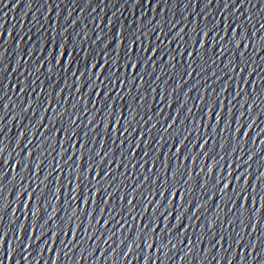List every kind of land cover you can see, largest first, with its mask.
<instances>
[{
	"label": "snow or ice",
	"instance_id": "obj_1",
	"mask_svg": "<svg viewBox=\"0 0 264 264\" xmlns=\"http://www.w3.org/2000/svg\"><path fill=\"white\" fill-rule=\"evenodd\" d=\"M170 2L180 8L179 20L173 13L171 20L163 19L154 24L153 18L136 29L122 32L116 27L109 28L107 24L108 33H96L95 40L87 48L83 41L71 37L66 28L60 29L57 13V23L49 33L37 30V40L43 42L48 54L43 63L24 68L28 76L35 75L32 80L22 72L24 78L12 84L11 77L5 76L9 66L4 63V54L0 52V134H4L3 121L10 116V108L15 111L10 122L18 121L21 125L26 116L36 117L37 112L40 113L35 123L29 120L28 125L18 132L14 163L12 156L6 154L8 135L0 137V225L9 207L13 209L12 216L17 209L26 214L25 222L16 227L15 240L8 241V231L0 227V250L5 244L8 248V255L0 258V264L13 258V244L22 251L25 264H39V261L30 262L29 257L33 251L42 257L44 249L40 242L45 237L54 245L58 242L66 256L82 246L87 250L88 241L97 237L99 228L108 229L114 220L117 224L124 222L119 229L121 233L129 221L137 229L135 232L128 230L131 239L121 260H128L133 248L139 250L143 246V257L151 264L157 259L163 264L162 258L174 264L178 261L199 264L201 259L206 264H212V261L232 264L233 260L236 264H264V171L257 168L259 174L253 180L249 162L257 153L249 154L245 160L242 147V144L247 145L251 128L242 132L243 113L236 115L232 105V101L240 98V107L247 104V111L251 113L256 105L257 80L259 85H264V63H252L264 52V36L257 38L258 33L264 31V0H255V3L253 0H157L165 8ZM3 3L4 0H0V4ZM73 3L75 7L82 5L83 12L91 7L93 0H73ZM104 3L105 0H100L95 7ZM133 3L144 6L151 0H133ZM246 4L250 5L246 9L248 12L257 9L258 30L252 15H248L246 21L240 16L233 19ZM54 7L59 9L60 3ZM217 10L220 18L214 14ZM71 15L69 11L68 19ZM189 17L192 18L191 28L188 27ZM79 19L72 21L73 28ZM197 20L199 22L194 23ZM91 22L96 24L95 20ZM166 24L170 25L167 31ZM249 25L253 29L251 32ZM120 27L124 28L123 25ZM84 40H87V33ZM250 46L253 47L251 55L248 54ZM17 48H20L19 44ZM34 51L27 53L29 59ZM17 55L20 59L13 71L21 67L20 60L23 59L21 52ZM225 57H228L226 61ZM218 62L230 73H235L232 77L237 80L235 93L229 100L224 95L228 91L226 85L219 92L213 88L209 96L208 88L212 85H208L203 90L206 95L200 97L203 102V107L199 105L201 114L194 116L188 104V93L200 85L201 80L196 79L186 91L184 85L194 77L203 78L205 83L214 78L213 84H218L224 76H218L215 70L209 72ZM157 65H160V74H156ZM168 73L171 75L159 91L147 83L160 81ZM254 74L256 78L253 80ZM173 77L177 83L169 91L168 81ZM5 80L9 82L5 84ZM241 81L245 86L251 83L252 96L241 87ZM61 84L57 91V85ZM65 88L69 89L67 96ZM9 91L17 93L15 103L9 97ZM180 92L186 99L178 103L174 117L168 122V117H162L164 109L156 103L157 97L160 103L171 109L180 100ZM70 99L73 100L71 104ZM50 109L52 115L49 117ZM181 111L185 113L183 118ZM261 115H264V109ZM234 120L237 127L233 131ZM222 121L223 129L218 132ZM208 129L212 134L230 132V135L221 142L210 143L213 137ZM193 134L195 136L190 140ZM261 134L264 129L257 133V137ZM9 165L14 173L19 169L10 178ZM198 190L200 195L207 197L203 203L196 199ZM13 191L15 204L10 205L8 196ZM214 202L218 209L223 205L227 211H218L207 217L203 210ZM50 204L71 208V213L60 217L58 209L53 207L49 215ZM29 212L31 223L27 222ZM198 214L205 215V222L197 225L199 235L194 241L187 235L184 222L191 227L193 217ZM105 215L107 219H104ZM38 226L40 232L36 235ZM158 229L161 230L158 232ZM173 233L176 234V244L172 242ZM107 240H112V235H108ZM205 241L206 249L201 247ZM185 242L181 255L180 246ZM120 243L123 244L124 240ZM225 244L228 249L234 245L242 249L239 258L236 252L231 258L225 257L222 251L213 254L217 248L224 250ZM172 252H176L179 259L170 255ZM94 254V250L88 253L89 256ZM109 257L113 264H118L114 255ZM55 258L60 259V252Z\"/></svg>",
	"mask_w": 264,
	"mask_h": 264
},
{
	"label": "water",
	"instance_id": "obj_2",
	"mask_svg": "<svg viewBox=\"0 0 264 264\" xmlns=\"http://www.w3.org/2000/svg\"><path fill=\"white\" fill-rule=\"evenodd\" d=\"M79 2V0H77ZM60 3V8L54 7L55 4ZM253 3H255V0H253ZM7 5L5 7L4 5ZM96 4H100V0H93V3L90 8L84 10L81 12V7H75L73 0H63V3H61V0H48V3H45V0H4L3 4H0V33H3V36L0 37V45L3 47H0V52L4 54V63L9 66V71L5 73V76H10L12 80V84H15L17 79H23L24 76H28L27 72H24V68L32 65L34 63H43L44 57L48 54V49L43 47V42L37 40V30L39 29L41 33H49L51 27L55 26L57 23V13H59V27L61 30L67 29L68 34L71 37H75L76 39H79L84 42V47L87 48L89 44H92L95 40L96 33L100 34H106L108 33V28L106 25H109V28H117L118 31H124L126 30H133L136 29L138 26H140L142 23H146L147 20L155 19L153 23L155 24L158 21H163L165 19L166 21L171 20L173 13H175V19L179 20L182 13L180 12V8L176 7L175 5L169 3L167 8H165L163 3H157V0H151V3H145L144 6H140L139 4L133 3V0H105L104 4H101L100 7L96 8ZM105 4L107 6H105ZM67 5V7H65ZM87 8L88 6L85 5ZM250 5H245V8H241L239 13H236L235 16H233V19H235L236 16H240L241 19H244L246 21V18L248 15L253 16V23L256 24V29H259V17H257V9H252L251 12L246 11L247 8H249ZM93 8H95V11H93ZM156 9V10H151ZM169 9V10H168ZM71 11L72 15L71 18L68 19V13ZM188 11H191V8L188 9ZM231 11V10H230ZM218 18L219 17V10H217L214 13ZM227 15V13L225 14ZM47 17V19H45ZM77 17H79V21L77 22L75 28H73L72 21L77 20ZM191 17H189V25L188 27L191 28L193 25L190 24ZM211 19V18H210ZM67 20V23L65 22ZM95 20L96 24H93L91 21ZM187 21H185L186 23ZM199 20H197L194 23H198ZM99 25V27H97ZM123 25L124 28H121L120 26ZM170 25L165 26V31H167V27ZM151 27V25H149ZM250 32L253 30L251 29V25H249ZM83 30V31H82ZM27 33V35H25ZM87 33V40H84V34ZM11 34V35H9ZM79 34V35H78ZM259 36H264V31H260L258 33ZM24 37L23 40L20 38ZM31 37V39H29ZM7 41V43H5ZM167 43V41H165ZM17 44L20 45V48H17ZM252 44L255 45V40L252 41ZM99 47V46H97ZM173 48H175V45H173ZM34 49V54L32 55L31 59H29L27 53ZM183 49H181L182 51ZM259 51V49H256ZM203 51V49H201ZM17 52H21L23 54V59L20 60L21 67L13 71V68L16 67V61L20 59V56L17 55ZM248 54H253V47L250 46L248 50ZM83 55V53L81 54ZM228 57H225V61ZM70 59V58H69ZM264 52L260 53V56H257L255 60L252 62L255 65H260L261 63H264ZM164 63V62H161ZM215 70L218 74V76H224V79L220 80L218 84H213L214 78L207 79V82L205 83L203 78H189V83L184 85V90L186 91L189 87H191L193 84L196 83V79H200L201 83L198 84L197 87L193 88L191 92L188 93V104L193 109V115L199 116L200 110L199 105L203 107V102H200V97L202 95H206L204 93V89L208 88V85H212L211 88H208V94L211 95L212 89L214 88L216 92H219L220 89L226 85H228V91L224 94L226 97H228L229 100H231L232 95H234L236 90V79H232V77L235 76V73H230L228 68H225L223 64H219L217 66H213V68L209 69V72ZM29 71H31V68L29 67ZM101 72H103V69H100ZM143 71V69H141ZM149 71H152L151 68H149ZM167 72V69H165ZM24 72V76H21V73ZM227 73V75H225ZM156 74H160V65H157L156 67ZM171 75V73H168L167 75H164L161 77L160 81H148V84H151L152 87L156 88L157 91H159L160 87L163 85V82L165 80H168V76ZM256 78L255 74L252 77L254 80ZM29 80L35 79V75L28 76ZM57 79L54 77V80ZM41 80H43V76H41ZM154 80V77H153ZM9 81L5 80V84H7ZM177 83V80L175 77H173L171 80L168 81V89L171 91L172 87H175ZM257 88L255 90L256 96L254 97L256 99V105L253 107V111L249 113L247 111L248 105L246 104L244 108L240 107V98H238L236 101H232V105L234 106V112L236 115H239L241 112L243 113V120L241 123L244 124L243 131H249V127L251 128V131L249 132V135L247 137V145L244 146L242 144V147L244 148V159L247 160V156L252 153H257V155L254 156L253 160L249 162L252 177L253 180H255V177L259 174L256 169L260 168L261 171H264V134H261L257 137V133H260L262 129H264V115H261V110L264 109V85H259V80H257ZM69 86H71V80H69ZM166 85L164 87H167ZM11 88V85L9 86ZM62 87L61 85H57V91L59 88ZM241 87L244 88L248 92L250 96H252V88L251 83H249L248 86L243 85V82L241 81ZM38 91V89H37ZM51 91V89H49ZM65 95H68L69 89L65 88ZM242 92V96H243ZM47 93H45L46 97ZM75 95L73 91V96ZM83 95V92L81 93ZM9 97L12 99L13 103L17 100V93L9 91ZM180 100H178L177 103H174L172 105V108H167L166 104H162L159 102V98L157 97L156 103L159 105L160 108L164 109V112L162 113V117H168V122H171V119L175 115V111L178 107V103L180 101H183L186 99V97L183 96V92L179 93ZM79 98V97H77ZM7 99V98H6ZM73 102L72 99L69 100V104ZM252 100H249V104H251ZM171 103V101H169ZM227 103V101H225ZM56 105L53 104V107ZM154 111L155 106L153 105ZM15 111L10 108V116L14 115ZM184 111H181V118L184 116ZM40 115L39 112H37L36 117L32 116H26L24 119V124H19L18 121H11L10 122V116L5 117L3 124H4V134L8 135V140L6 141L7 144V152L6 154L11 155L13 158V163L17 159L16 151L15 150V141L18 135V132L23 129V127L28 125V121L32 120L33 123H35L37 117ZM52 111L51 109L47 113V116H51ZM257 117H259L257 119ZM156 119V117H154ZM255 120L256 122L253 124L252 121ZM47 122V121H46ZM208 122L205 121V124ZM166 126V124H165ZM212 126H215V123L213 121ZM175 127V126H174ZM235 127H237V124L235 123V120L233 121L232 130L234 131ZM223 129V121L221 122L220 129H218V132L222 131ZM43 129H41L42 131ZM43 131H47L44 129ZM162 131V129H161ZM181 134L184 133V129H180ZM209 135H211L213 138L210 140V143H218L223 141L224 139H227L230 135L229 133H224L223 135H216L212 134L210 129H208ZM4 134H0V137H2ZM204 133L201 132V135ZM37 136H39V132H37ZM195 134H193V137H190V140L194 138ZM59 138V137H57ZM255 138V143H253V139ZM26 142V140H25ZM35 143V141H34ZM23 146V145H21ZM168 145H165V151L167 149ZM182 148L183 146L180 145ZM219 150V149H218ZM195 151V149H193ZM198 151V149H197ZM222 154V153H221ZM219 159V157H217ZM208 163H211L209 161ZM200 161H197V165L199 166ZM249 165H244V167H249ZM11 165H9V178L12 175H16L19 172V169H17V173H14V171H11ZM115 167V165H113ZM243 170V169H241ZM139 173H137L138 175ZM17 179H19L17 175ZM27 183V181H25ZM9 188H11V185H9ZM7 195V192L5 193ZM99 194H97V200H98ZM197 200H199L201 203H203L205 200H207L206 196L200 195L198 190V195L196 197ZM8 200L10 205L15 204V191L12 192L10 196H8ZM63 204V201L61 202ZM111 203V201H109ZM53 207L58 209V213L60 217H66L68 214L71 213V208H64L61 205H53L50 204L48 206V213H52ZM12 207H9V210L7 213L4 214V220L3 224L0 225L3 229L8 231V241L15 240L14 233L16 231V227L20 223H24V217L25 213L22 212V210L17 209L15 216H12ZM223 212L227 211V209L223 208V205H221V208L218 209L216 207V203H210L206 209L203 210L204 213H206L207 217H211L216 212ZM28 215V223H31V216L30 212L27 213ZM99 218V217H97ZM104 219H107V215H105ZM119 219V217H117ZM12 221H15V223H12ZM205 222V215L198 214L197 217H193L192 225L189 227V224L187 221L184 222V227L188 228L187 235L192 236L193 240L195 241V236L199 235V227L197 225H203ZM124 222L121 221V224ZM175 223V221H173ZM121 224H117L116 221H112L109 225L108 229L99 228V231L97 232V237H93L92 240L88 241L87 244V250L84 249L82 246L81 248L77 249L75 253H72L71 255L66 256L63 251H61V246L57 242L55 245L52 244L47 237H45L40 242V247L44 249L42 253V257L38 256L35 251H33V254L31 257H29L30 262L39 261V264H76L78 261L79 264H113L112 258L109 257L110 254L114 255L116 261L118 264H151V261H147L143 257V246H141V249L133 248L132 253L129 255L128 260H121L123 252L127 251V244L130 242V237H128V230L131 229L132 232H135L137 229L136 227L129 221L127 224H124V231L121 233L119 231ZM115 225V227H113ZM161 225V229H162ZM161 229H158L159 232ZM47 231V229H45ZM40 228L37 227L36 235H39ZM103 233V235H101ZM91 234V231L90 233ZM27 235V233H25ZM112 235V240H107V236ZM253 236H255V233H253ZM125 237H128L127 239ZM176 234L173 233L172 242L173 244H176L177 241L175 239ZM183 238V237H181ZM124 240V243L121 244L120 241ZM107 240V242H105ZM151 242V238H150ZM185 245L180 246V254H183L182 249H184ZM207 242L201 246L202 248H207ZM35 247V246H34ZM171 247V245H169ZM14 254L13 258L11 260L5 259L4 264H25L24 260L22 259V251L19 249H16V245L13 244ZM51 249V250H49ZM95 252L94 255L89 256L88 253L90 251ZM151 251V250H149ZM166 251V249H165ZM216 251H222V254L227 257L231 258V255L233 252H236L239 258V254L241 253L242 249L236 248L235 245L233 248L228 249L227 244H225L224 250H220L217 248L214 250V253ZM259 251V249L257 250ZM57 252H60V259L55 258V255ZM81 252H83L84 258L81 259ZM101 252H103V256H101ZM153 253H155V249H153ZM8 255V248L7 244H5L3 250H0V258L7 257ZM170 255L176 256V252L170 253ZM134 257H139V259H135ZM177 259H179V256H176ZM199 259V256L197 257ZM190 259V258H189ZM211 259V257H209ZM163 264H174V262H171L165 258H162ZM155 264H161V259H157ZM178 264H185V261H178ZM191 264H197L196 261H191ZM199 264H206V261L203 259L200 260ZM212 264H216L215 261H212ZM221 264H223V261H221ZM232 264H236V261L233 260Z\"/></svg>",
	"mask_w": 264,
	"mask_h": 264
}]
</instances>
